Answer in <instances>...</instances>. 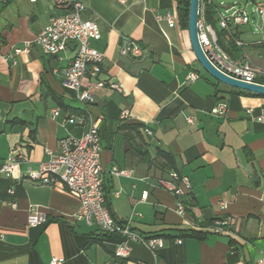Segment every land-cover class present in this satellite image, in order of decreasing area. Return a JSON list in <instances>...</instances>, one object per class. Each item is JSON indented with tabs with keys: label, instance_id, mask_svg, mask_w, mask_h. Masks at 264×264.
<instances>
[{
	"label": "crops",
	"instance_id": "1",
	"mask_svg": "<svg viewBox=\"0 0 264 264\" xmlns=\"http://www.w3.org/2000/svg\"><path fill=\"white\" fill-rule=\"evenodd\" d=\"M79 1L84 16L99 26L101 37L91 44L105 53L101 78L119 83L123 92L91 88L94 101L80 104L62 82L72 45L55 55L34 45L29 53L7 57L66 9L54 0L0 2V165L16 144L28 158L20 168L24 175L57 155L60 139L85 131L65 120L84 107L98 119L111 214L129 220L143 236L163 237L164 245L154 252L130 241L128 256L117 257L114 250L126 238L77 219L79 200L63 183L34 184L0 173V264H48L54 256L62 264H264V122L258 120L264 95L238 93L199 69L176 0ZM168 12L173 25L157 21V14ZM215 26L220 28L218 20ZM236 31L242 42L238 59L264 68V44L247 42L241 28ZM124 37L144 55H121ZM190 70L200 78L187 82ZM221 100L227 112L213 114ZM126 108L129 115L122 118ZM160 152L173 155L174 169ZM113 166L130 175H112ZM170 169L190 181L183 216L175 211L176 196L155 183ZM31 205L47 214L46 222L28 225ZM214 218L226 221V232L208 230Z\"/></svg>",
	"mask_w": 264,
	"mask_h": 264
},
{
	"label": "built area",
	"instance_id": "2",
	"mask_svg": "<svg viewBox=\"0 0 264 264\" xmlns=\"http://www.w3.org/2000/svg\"><path fill=\"white\" fill-rule=\"evenodd\" d=\"M9 0H0L7 2ZM36 1V0H30ZM56 4L63 6L66 11L61 15L52 16L43 30L32 41L25 43L23 47H14L7 57L13 58L20 53H29L32 46L37 45L45 54L55 55L74 44L73 55L68 65L62 70L63 85L75 92V98L82 105L94 101L91 88H110L123 92L121 85L115 81L101 78L102 65L105 60V53L95 48L92 40L101 37L98 23L95 20L84 16L85 6L79 0H54ZM124 3L126 0H119ZM217 0H199L197 34L199 43L210 62L222 73L244 81L257 82V78L264 76V69L254 65L249 60L233 58L219 43L216 29L206 21V4H215ZM254 4L252 13L260 18L258 33L262 36L261 43L264 44V0H252ZM217 4V3H216ZM222 4V3H221ZM218 5V4H217ZM218 22L221 29L228 34L235 32L241 26L251 22V15L247 3H234L224 10L220 5L216 6ZM157 21L165 20L169 25L175 22L174 14H157ZM238 45L242 42L235 39ZM120 54L124 56L141 57L144 49L135 41L126 37L121 39ZM200 78L196 70H190L187 75V82ZM86 80L87 85L83 84ZM70 111L66 116V122H71L85 127L80 136L68 135L59 141L60 152L51 156L48 160L41 162L37 167H28L26 174L21 173V164L28 162L22 144H16L12 148L9 158L0 165V173L7 177L29 180L34 184L63 183L69 192L79 200V206L75 217L84 220L89 224H95L105 234H120L126 241L118 245L114 254L117 257H127L130 251L129 242H137L146 245L156 252L164 245V238L158 235L143 236L133 230L129 220H118L111 214L105 196V182L101 164L102 144L97 120L92 117L87 109ZM226 101H219L211 110L213 114L223 115L227 112ZM249 114L252 110L248 109ZM59 108L52 109V115L56 116ZM129 115V109L122 111V118ZM193 123V118H187ZM264 122V115L258 117ZM150 132L149 130H147ZM112 175H130V170L113 166ZM156 186L172 192L176 198L175 211L184 215L186 205L184 198L191 189L188 176L176 170H170L167 177L156 179ZM13 193V189H10ZM148 191H143L141 200H146ZM15 205V203H12ZM221 208L225 209L226 204L221 202ZM48 216L41 212L36 206L31 205L28 209L27 223L29 226H36L46 222ZM226 221L216 218L207 226L208 230L216 233L226 232ZM179 243L181 239L177 240ZM63 258L52 257L48 264H62Z\"/></svg>",
	"mask_w": 264,
	"mask_h": 264
},
{
	"label": "water",
	"instance_id": "3",
	"mask_svg": "<svg viewBox=\"0 0 264 264\" xmlns=\"http://www.w3.org/2000/svg\"><path fill=\"white\" fill-rule=\"evenodd\" d=\"M199 0H189V17H188V34L191 46L198 63L202 68L212 76L217 82L223 83L232 88L246 90L253 93L264 95V84L259 82H249L230 77L219 71L207 58L204 53L197 34V19H198ZM74 47V44H72Z\"/></svg>",
	"mask_w": 264,
	"mask_h": 264
},
{
	"label": "trees",
	"instance_id": "4",
	"mask_svg": "<svg viewBox=\"0 0 264 264\" xmlns=\"http://www.w3.org/2000/svg\"><path fill=\"white\" fill-rule=\"evenodd\" d=\"M177 2V10H178V17L179 22L182 27L188 28V17H189V0H176ZM216 6L215 4H206L205 6V18L208 23H210L217 32L218 43L233 57L239 58L240 52L242 47L235 42V39L238 38L237 31L228 34L224 29L218 28L215 26L216 21L218 20L216 14ZM259 83L264 84V76L259 77L256 80ZM233 91L238 93H245V94H254V95H262L259 93H253L246 90H240L233 88ZM160 156L164 159L165 165L170 168L174 169V160L173 155L169 152H160ZM170 169V170H173ZM216 218L212 219L210 222L214 221Z\"/></svg>",
	"mask_w": 264,
	"mask_h": 264
},
{
	"label": "rangeland",
	"instance_id": "5",
	"mask_svg": "<svg viewBox=\"0 0 264 264\" xmlns=\"http://www.w3.org/2000/svg\"><path fill=\"white\" fill-rule=\"evenodd\" d=\"M218 5H220V7L224 10L227 6H230L231 4L234 3H241L243 6L247 3V8L248 11L251 15V22L247 25L241 26V30L243 32V39L247 42L249 41H255V40H259L261 41L262 36L258 33L259 30V26H260V18L259 16L255 13H252L254 4L252 3V0H217L216 2ZM222 3V4H221ZM199 69L207 74L208 76H210L205 70L204 68L201 67V65L198 63ZM262 68V67H260ZM264 69V68H262ZM211 77V76H210ZM79 102V101H78ZM80 104H82L81 102H79Z\"/></svg>",
	"mask_w": 264,
	"mask_h": 264
}]
</instances>
